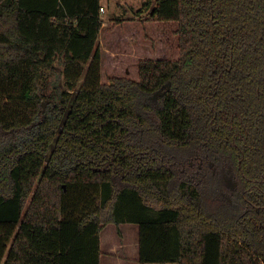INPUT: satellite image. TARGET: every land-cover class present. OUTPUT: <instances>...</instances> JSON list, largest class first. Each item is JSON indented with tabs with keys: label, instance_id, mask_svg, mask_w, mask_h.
<instances>
[{
	"label": "trees",
	"instance_id": "1",
	"mask_svg": "<svg viewBox=\"0 0 264 264\" xmlns=\"http://www.w3.org/2000/svg\"><path fill=\"white\" fill-rule=\"evenodd\" d=\"M100 8L0 0V264H101L126 223L142 264H264V0H155L101 43Z\"/></svg>",
	"mask_w": 264,
	"mask_h": 264
},
{
	"label": "rangeland",
	"instance_id": "2",
	"mask_svg": "<svg viewBox=\"0 0 264 264\" xmlns=\"http://www.w3.org/2000/svg\"><path fill=\"white\" fill-rule=\"evenodd\" d=\"M103 5L105 11L103 14H101V18L103 22L110 24L112 19L114 20L116 18L125 19V18H135V17H140V18L148 17L155 6V0H103ZM170 25L171 23H162L163 27L168 28ZM105 30L106 29H104L100 33L99 43H101L100 41H102L103 33L105 32ZM162 34L163 35L168 34L169 38L173 37V33L171 32L165 31ZM172 42L173 41H166L164 48L165 53H170L174 49L172 47L173 46ZM156 47H157V43H156ZM167 57H171V55ZM178 57H179V52L177 57L175 58ZM85 68L87 69L88 65L85 66ZM131 76L135 79H138L137 72H134ZM39 90L42 96L44 109H48L55 105L62 106V101L65 98L64 93L68 91L64 77L62 75L61 76L56 75L55 72L51 70H45V76L40 81Z\"/></svg>",
	"mask_w": 264,
	"mask_h": 264
},
{
	"label": "crops",
	"instance_id": "3",
	"mask_svg": "<svg viewBox=\"0 0 264 264\" xmlns=\"http://www.w3.org/2000/svg\"><path fill=\"white\" fill-rule=\"evenodd\" d=\"M101 7L104 8L103 0H101ZM106 26L108 24L104 22L102 31ZM101 264H142L138 225L126 223L117 227L112 224L102 230Z\"/></svg>",
	"mask_w": 264,
	"mask_h": 264
},
{
	"label": "built area",
	"instance_id": "4",
	"mask_svg": "<svg viewBox=\"0 0 264 264\" xmlns=\"http://www.w3.org/2000/svg\"><path fill=\"white\" fill-rule=\"evenodd\" d=\"M105 9L103 7L100 8V14L104 13Z\"/></svg>",
	"mask_w": 264,
	"mask_h": 264
}]
</instances>
